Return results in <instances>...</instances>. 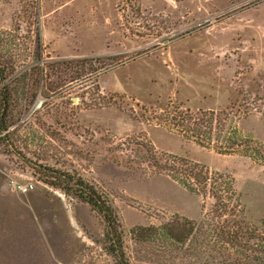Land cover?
Wrapping results in <instances>:
<instances>
[{"label": "rangeland", "instance_id": "rangeland-1", "mask_svg": "<svg viewBox=\"0 0 264 264\" xmlns=\"http://www.w3.org/2000/svg\"><path fill=\"white\" fill-rule=\"evenodd\" d=\"M82 58L94 60L83 67L74 61ZM0 62L8 71L0 113L3 87L10 93L0 134V264H117L102 217L44 183L43 166L80 175L109 200L132 264H247L257 254L264 0H0ZM206 110L218 119L203 146L180 133L179 121ZM234 131L257 159L225 151ZM184 158L214 182L231 176L223 208L211 181H193L192 191L176 180ZM12 180L35 186L20 193ZM176 215L195 223L182 242L161 228ZM147 226L158 229L133 235Z\"/></svg>", "mask_w": 264, "mask_h": 264}, {"label": "trees", "instance_id": "trees-1", "mask_svg": "<svg viewBox=\"0 0 264 264\" xmlns=\"http://www.w3.org/2000/svg\"><path fill=\"white\" fill-rule=\"evenodd\" d=\"M98 59L99 58H97V60ZM93 60L94 58H82L76 59L74 61H79L81 64H83L82 66L84 67L86 64H88L89 62L91 63ZM72 61L73 60L71 59L59 60L55 61L54 64L65 62L71 63ZM7 73V64L0 62V83H2L6 79ZM1 102L2 105L0 113V134L5 132L8 128L7 117L9 112L8 107L10 103V93L6 86L3 87L1 93ZM179 114L183 115L181 112ZM199 114L201 118L197 116L196 119L194 118V116L192 118V121L191 118H183L181 121H179L183 128H180V130L179 128L177 129L181 131L180 133L185 135L186 138L194 139L198 141L199 144L205 146V143L209 144V142H206L204 140L207 139L209 141V136L204 139L202 134H207L208 132H211L213 125L212 123L214 122L215 117H218V113H216L214 110H206L201 111ZM180 123L177 124L178 127H180ZM185 125L188 128H184ZM222 131L223 128H220L219 136ZM228 139L230 141V146L228 144L229 149L225 151H228V153H239L257 159L255 155L258 151H251V149H257L249 146L248 143H250V140H247V138H243L239 134V132H230L227 136V140ZM164 155H166V157L176 158V156L173 154ZM177 165L178 166H176L177 168L175 169L177 176L180 174L182 175V177H176V180L181 182L183 185L187 186L192 191L195 190V188L193 187L194 185L192 184L193 181H195L198 185L203 184L205 188L207 187L206 185L211 181L209 183L210 187L213 188L211 190V194L216 200V206H218L219 208L224 207L223 192L227 193V191H229L231 195L234 193L232 178H230L231 176L217 173L216 176L219 178L218 183L217 178L214 182L212 180V176H209L204 171L203 167L197 162L187 161L184 158V161L178 162ZM181 167H183V169ZM179 170H181L182 172H179ZM41 172L43 173V178H41V180L44 183H47L55 188H60L65 192V194L71 195L77 200L88 204L92 210L96 211L102 217L105 224V240L108 243L107 249L109 253L116 260L117 264H132L128 259L126 251L124 249V242L121 229L122 225L120 219L116 210L111 205L109 200L104 197L100 192H98V190L92 183L88 182L80 175H76L67 171L57 170L55 168H50L46 166H43ZM224 183L226 184L228 190L227 188L223 187ZM230 193L227 194L229 195ZM194 227V222L187 219L183 220L178 215H176L173 219L164 223L161 228L164 233L168 236V238L182 242L189 238V235L191 234ZM157 229L158 228L154 226L137 227L133 230V235H136V233L138 232L139 237L146 239L147 236L150 237L152 233H155ZM233 239V236H231L230 240L233 241ZM256 253L257 254L251 256L250 261L247 262V264H264V238L257 243Z\"/></svg>", "mask_w": 264, "mask_h": 264}, {"label": "built area", "instance_id": "built-area-1", "mask_svg": "<svg viewBox=\"0 0 264 264\" xmlns=\"http://www.w3.org/2000/svg\"><path fill=\"white\" fill-rule=\"evenodd\" d=\"M11 185L13 186V188L20 192V193H27L30 192L34 189V182L32 181H16V180H12L11 181Z\"/></svg>", "mask_w": 264, "mask_h": 264}]
</instances>
